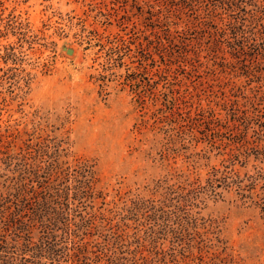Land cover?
Returning <instances> with one entry per match:
<instances>
[{"label": "rangeland", "instance_id": "1", "mask_svg": "<svg viewBox=\"0 0 264 264\" xmlns=\"http://www.w3.org/2000/svg\"><path fill=\"white\" fill-rule=\"evenodd\" d=\"M0 264H264V0H0Z\"/></svg>", "mask_w": 264, "mask_h": 264}, {"label": "water", "instance_id": "2", "mask_svg": "<svg viewBox=\"0 0 264 264\" xmlns=\"http://www.w3.org/2000/svg\"><path fill=\"white\" fill-rule=\"evenodd\" d=\"M68 53H70V51H68Z\"/></svg>", "mask_w": 264, "mask_h": 264}]
</instances>
